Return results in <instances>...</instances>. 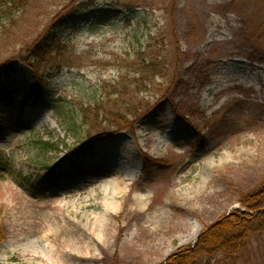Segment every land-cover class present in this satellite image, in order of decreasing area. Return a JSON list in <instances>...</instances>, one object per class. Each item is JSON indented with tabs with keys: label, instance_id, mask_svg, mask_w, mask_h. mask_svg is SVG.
Returning a JSON list of instances; mask_svg holds the SVG:
<instances>
[{
	"label": "rangeland",
	"instance_id": "obj_1",
	"mask_svg": "<svg viewBox=\"0 0 264 264\" xmlns=\"http://www.w3.org/2000/svg\"><path fill=\"white\" fill-rule=\"evenodd\" d=\"M0 4V264H165L264 186V0Z\"/></svg>",
	"mask_w": 264,
	"mask_h": 264
},
{
	"label": "trees",
	"instance_id": "obj_2",
	"mask_svg": "<svg viewBox=\"0 0 264 264\" xmlns=\"http://www.w3.org/2000/svg\"><path fill=\"white\" fill-rule=\"evenodd\" d=\"M26 0H0V3L6 5V10L15 6H23ZM1 5V4H0ZM1 9V6H0ZM2 12V10H1ZM45 53L41 45L38 44L32 50L34 61L30 64V68L36 65V61ZM158 64L155 61L142 62L141 71L146 72L149 68L156 69ZM37 70V69H36ZM11 70H6L5 74L8 76ZM17 82L0 83V96L7 94V89L12 88ZM22 84V89L31 93L34 89L33 85ZM19 85V83H18ZM37 89H44L42 81L36 84ZM128 105V104H127ZM136 108V107H134ZM116 120L123 122L125 120V113L116 112ZM128 123V122H127ZM127 125V124H126ZM45 149L53 148L48 142H42ZM52 146V147H51ZM90 147V143H84L76 151L85 152ZM2 171H0V178H2ZM241 205L245 210H236L224 215L219 221L206 227L200 234L198 241L194 246L184 248L182 251L172 254L165 264H190L196 257L211 256L219 252L228 257L236 255L239 250L243 249L246 245L247 239L253 232L254 224L260 223L264 226V186L259 187L250 193L243 195L240 199Z\"/></svg>",
	"mask_w": 264,
	"mask_h": 264
},
{
	"label": "bare ground",
	"instance_id": "obj_3",
	"mask_svg": "<svg viewBox=\"0 0 264 264\" xmlns=\"http://www.w3.org/2000/svg\"><path fill=\"white\" fill-rule=\"evenodd\" d=\"M260 81V80H259ZM102 148L104 149V146L102 145V144H99V145H97V150L100 152V153H107V152H109L108 150V148L107 147H105V149L104 150H102ZM129 159V160H128ZM127 159V161H129V163H132V164H134V163H136V161H135V159L133 158H128ZM135 168H137V167H135ZM116 188V189H115ZM114 188V190L112 191V194H114V195H116V196H114V197H116V198H119L120 199V196H122V192L118 189V187H115ZM121 192V193H120ZM114 197L113 198H111V200H113V202H115L116 200L114 199ZM106 227H107V225H106ZM57 235H55V234H53V233H51V235H48L47 236V238L49 237H51V239L54 241L57 237H56ZM67 252H68V256L70 257V258H72V259H77V260H80V261H84V260H88L89 258H88V255H85L86 253L84 252H82L81 250H79L78 248H76V249H74V248H69V250H67ZM89 256H91L90 258H92L93 260H95V257H94V255L92 254V255H89Z\"/></svg>",
	"mask_w": 264,
	"mask_h": 264
}]
</instances>
